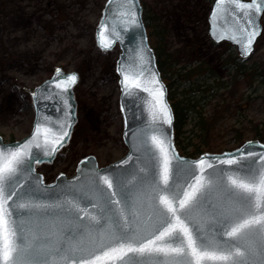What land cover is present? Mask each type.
Masks as SVG:
<instances>
[{
	"label": "water",
	"instance_id": "95a60500",
	"mask_svg": "<svg viewBox=\"0 0 264 264\" xmlns=\"http://www.w3.org/2000/svg\"><path fill=\"white\" fill-rule=\"evenodd\" d=\"M252 2L235 0L232 3L223 0L220 3L215 0L208 18L212 41L216 44L228 42L237 47L245 61L252 57L258 39L263 34L264 5L254 15L251 9L242 10L238 7L239 4ZM142 12L140 0H106L95 29L96 45L101 52L112 51L116 46L121 50L116 61V72L119 76V108L127 154L102 167L95 155H87L77 163L73 177L68 178L66 174L60 173L54 181L46 182L37 168L55 161L62 148L69 143L77 123L75 87L79 82V74L57 68L50 78L37 85L32 92L35 116L29 135L13 142L5 141L0 135V151L5 155L20 150L25 153L21 163L16 166V173L8 182L15 191V195L8 201L12 216L18 219L28 249L37 258L46 256L54 249H63L61 256H66L70 249L74 250V255L87 256L110 245L116 231L114 219L117 213L126 224L136 229L142 240L151 239L163 223L157 199L162 195L171 196L162 183L164 164L167 161L169 186L174 181H178V189L181 185H191L193 171L197 178H207L205 187L198 193V206L192 207L187 218L184 215L187 210L177 213L193 235L196 236L198 228L203 238L215 246V251H227L239 246L245 258L250 252L258 260L260 237L255 232L242 238H232L226 234L230 226L228 220L234 218L231 208L235 203L228 178L241 175L237 171L238 166H241V153L245 157L248 151L264 154V148L261 147L264 143L250 140L236 149L221 153L207 152L197 158L179 153L175 145V116L168 98V88L149 43ZM102 24L107 26L104 35L111 42L109 48L101 46ZM251 31L258 34L245 51L246 38L250 37ZM72 75L76 76L74 83L66 79ZM126 76L129 85L138 84L139 87L125 88ZM161 88L162 95L159 91ZM164 106L170 123L161 111ZM37 126L47 132L49 140L58 139L65 131L68 135L53 153L43 136H34ZM232 157L237 158V164L221 163ZM201 159L212 163L213 168L204 165L193 170L191 166ZM251 159H244V163L250 164ZM201 171L203 177H200ZM105 175L109 178L119 177L120 182L126 184L123 196L117 192L115 180L113 188L108 190L117 193L112 199L119 201L118 204L107 205V193L97 188V177ZM90 218H94L92 224L89 223ZM81 229L87 233V237L81 234ZM81 246L84 251L79 250ZM53 259L57 257L53 256ZM85 264L88 262L85 261ZM141 264H169V258L153 255L151 258H141ZM176 264H181L180 258H177Z\"/></svg>",
	"mask_w": 264,
	"mask_h": 264
},
{
	"label": "rangeland",
	"instance_id": "374dc122",
	"mask_svg": "<svg viewBox=\"0 0 264 264\" xmlns=\"http://www.w3.org/2000/svg\"><path fill=\"white\" fill-rule=\"evenodd\" d=\"M104 1L0 0V135L6 141L13 137L21 139L31 131L32 90L36 85L50 77L55 67L80 70L81 82L76 93L78 124L69 147L53 164L40 168L48 181L54 180L59 172L72 176L78 160L88 154L95 155L103 166L127 152L122 139L115 70L120 49L98 54L91 46L92 40L95 42V27L93 32L91 27L94 23L96 26ZM142 1L161 15L166 25L172 67L167 75L171 81L175 80L173 71L204 64L220 79L231 82L226 57L237 55V49L229 43L217 45L211 41L208 17L212 2ZM247 64L264 71V32ZM222 92L227 100L205 109L214 117L208 140L212 146L228 149L237 146L234 140L239 130L246 140L255 137V130L262 128L264 93L245 81L229 85ZM196 122L191 119L184 134L193 136ZM197 134L190 142H198Z\"/></svg>",
	"mask_w": 264,
	"mask_h": 264
},
{
	"label": "snow or ice",
	"instance_id": "6c2138e0",
	"mask_svg": "<svg viewBox=\"0 0 264 264\" xmlns=\"http://www.w3.org/2000/svg\"><path fill=\"white\" fill-rule=\"evenodd\" d=\"M218 2L223 3V0H218ZM229 2L235 3V0H229ZM262 5H264V0H253L252 3L239 4L238 7L242 10L251 9L254 15L261 11ZM133 23L136 21L133 20ZM106 31L107 26L102 24L101 46L109 48L111 42L104 35ZM256 34L258 33L251 31L250 37L246 38L245 51L250 48ZM66 79L68 82L74 83L76 76L72 75ZM155 83L158 84L159 81H155ZM124 84L125 88L139 87L138 84L129 85L127 76ZM159 91L162 95V88ZM161 111L164 112L167 122L170 123L166 106ZM67 135L68 133L65 131L58 139L49 140L47 132L39 126L34 133L36 138L44 137L45 143L50 144L53 153L62 145L64 137ZM261 147L264 148V145ZM23 155H25L23 150L14 151L7 155L0 151V264H72L73 261L75 264H85V261L88 264H106V262H111V264H117V262L118 264H141V258H151L153 255L169 258V264H176L177 258H180L181 264H216V262H222V264H264V154H254L252 151H248L245 157L244 153H241V166L237 168L241 175L228 178L235 203L231 208L234 218L228 220L230 226L226 234L232 238H242L255 232L260 237L258 260L254 259L250 252L249 256L245 258L244 254L239 251V246L235 249L229 248L227 251H215V246L203 238L198 228L196 229V236L193 235L192 230L183 223L177 213L181 210H187L184 212L185 218H187L192 207L198 206V193L205 187L207 178H197L195 171H193V183L191 185H181L178 189L176 186L178 181H174L169 186L167 161L164 164L162 183L165 189L171 193V196L162 195L157 199V203L161 206L160 215L163 223L151 239L142 240L136 229L126 224L117 213L114 219L116 231L113 233L112 242L99 251L83 256L74 255V250L70 249L66 256H61L63 249H54L44 257H34L31 254L32 250L28 249L23 229L19 225L18 219L12 216L11 206L8 203L11 197L15 195V191L10 188L8 182L16 173V166L21 163ZM247 158H252L250 164L244 163V159ZM221 163L237 164V158L232 157L221 161ZM204 165H207L209 169L213 168V164L206 159H201L191 168L194 170L202 168ZM200 177H203V171L200 172ZM101 180L102 184L100 183ZM114 180L116 181L117 192L123 196L126 184L121 183L119 177L109 178L107 175L97 177V188L102 193H107L106 204L109 206L119 203V201L112 199L117 193L108 191L113 188ZM19 207H24V205H19ZM92 220L94 218H90V224H92ZM105 223H107L106 220ZM81 234L87 237V233L83 229H81ZM171 244L177 246L172 247ZM79 250L84 251V247L81 246ZM53 256H56L57 259L54 260Z\"/></svg>",
	"mask_w": 264,
	"mask_h": 264
},
{
	"label": "trees",
	"instance_id": "16d2710c",
	"mask_svg": "<svg viewBox=\"0 0 264 264\" xmlns=\"http://www.w3.org/2000/svg\"><path fill=\"white\" fill-rule=\"evenodd\" d=\"M210 3L214 0H209ZM105 2V1H104ZM103 2V4H104ZM143 18L149 33V39L157 56L158 67L162 73V77L167 82L169 89V100L172 104L175 114V136L178 149L185 155L195 157L205 151L216 149L224 150L221 145L212 146L208 137L210 127L214 120L207 114L205 109L213 103L218 105L227 100L224 90L229 85H237L240 81H245L250 86H254L257 91L264 93V71L258 66H250L245 63L238 55L234 57H226L225 67L230 68L232 75L231 82L220 79L216 72L204 65H198L191 69L173 71L174 81L168 78V72H172L170 64V52L167 44V28L161 16H159L152 7L144 4ZM95 27V23L92 25ZM92 50L100 54L95 46V42H91ZM79 72L80 70L77 69ZM166 72V73H165ZM167 80H170L167 81ZM78 90V89H77ZM221 101V102H220ZM197 120L196 126L198 133L196 138L198 142H190L195 138L184 134V129L187 128L189 121ZM262 128L255 130L253 136L264 140V121ZM244 134H240V130L235 138V143L241 144L244 141ZM15 140V138H11ZM209 149V150H208Z\"/></svg>",
	"mask_w": 264,
	"mask_h": 264
}]
</instances>
